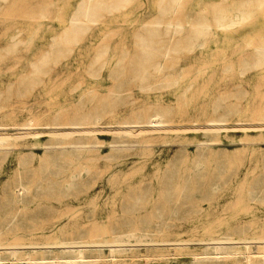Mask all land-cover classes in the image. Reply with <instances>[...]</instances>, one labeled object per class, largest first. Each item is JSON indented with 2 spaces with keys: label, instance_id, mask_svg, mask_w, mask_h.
<instances>
[{
  "label": "rangeland",
  "instance_id": "rangeland-1",
  "mask_svg": "<svg viewBox=\"0 0 264 264\" xmlns=\"http://www.w3.org/2000/svg\"><path fill=\"white\" fill-rule=\"evenodd\" d=\"M83 1L0 0V264H264V0H88L71 28ZM167 21L196 30L167 74L118 84ZM143 102L171 128L114 124ZM76 106L100 130L17 125Z\"/></svg>",
  "mask_w": 264,
  "mask_h": 264
},
{
  "label": "bare ground",
  "instance_id": "bare-ground-1",
  "mask_svg": "<svg viewBox=\"0 0 264 264\" xmlns=\"http://www.w3.org/2000/svg\"><path fill=\"white\" fill-rule=\"evenodd\" d=\"M101 8H102V2L100 0H95L92 3L91 9L93 11H100ZM79 11L83 13L84 16L81 18L77 16L76 17L72 16L70 18L69 27L72 28V26L75 25L74 27L79 29V28H82L83 25L87 23V19L85 17L87 16V13L89 11L88 0H84L83 2H81L77 13H79ZM155 24L156 23H154L153 26H149L143 29V32L139 36L136 37L135 46L137 49H140V50L135 52V57H132V59L130 60H123L121 61L120 64L118 63V61L115 62V71H112L111 75L115 77L116 79H118L119 81H121L118 84H122L123 82L127 84V79L129 77H137L142 82L144 81V79H148V78L155 79V78H160L162 76H165L167 74L166 71L169 68V65H168L169 60H171V56L170 54H168L169 50L167 46L169 47L173 45L175 47L176 46L179 47V46L184 45L186 39L190 38L196 31L192 24L185 25L180 22L176 23L173 21H167L165 22L166 25L163 28H160L159 26ZM164 48L166 49L163 50ZM170 50H173V49H170ZM143 61H145V64L147 62V64L152 66L153 68L149 71H146L145 69L146 66L142 63ZM116 84L117 83H115V85ZM95 98H92L95 104H98L105 100V96L103 95H99L98 97H95ZM80 109H81L80 106L75 107V111L72 115V120H69V117H68L69 115L67 114H54L52 122L40 123L39 122L40 119L38 118L34 119L31 117L29 119H26L25 122L21 124H17V125L22 127L20 129H28V130H36L37 127L46 125V126L57 129L53 131H58L59 130L58 127L60 126H66V125L80 126L83 124H89L90 126H83L84 130H88V131L100 130L98 127L103 124L102 122H99V120L88 122V123L81 122L82 120H85V118H87L86 116L87 113L82 112ZM170 113H171L170 108L165 106L163 102L161 104L154 103L151 106H149L146 102H143V103H140L139 105L133 106L130 109L129 114L126 117L122 118L119 121H116L114 124H118L119 125L118 127L121 130H129L130 128H133V126L137 127V130L170 129L171 121L167 119L170 116ZM222 120L223 119H220V118L218 119V118L210 117L208 118L207 121L209 122L208 125H211L214 127L215 126L214 123L220 122ZM130 124L132 126H129ZM86 231H88L87 236L93 237L101 231V228L98 225L94 229L92 225H89ZM217 244L219 243L217 242Z\"/></svg>",
  "mask_w": 264,
  "mask_h": 264
}]
</instances>
